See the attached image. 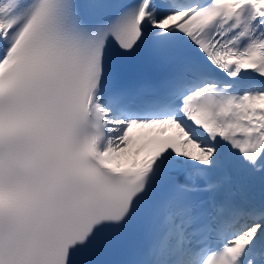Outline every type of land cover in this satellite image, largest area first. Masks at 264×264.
Wrapping results in <instances>:
<instances>
[{
    "label": "snow or ice",
    "instance_id": "snow-or-ice-1",
    "mask_svg": "<svg viewBox=\"0 0 264 264\" xmlns=\"http://www.w3.org/2000/svg\"><path fill=\"white\" fill-rule=\"evenodd\" d=\"M0 264H264V0H0Z\"/></svg>",
    "mask_w": 264,
    "mask_h": 264
},
{
    "label": "bare ground",
    "instance_id": "bare-ground-1",
    "mask_svg": "<svg viewBox=\"0 0 264 264\" xmlns=\"http://www.w3.org/2000/svg\"><path fill=\"white\" fill-rule=\"evenodd\" d=\"M129 159H131V157H129Z\"/></svg>",
    "mask_w": 264,
    "mask_h": 264
}]
</instances>
